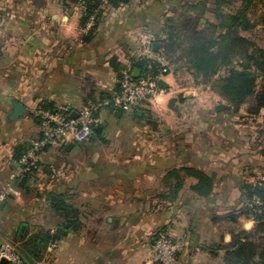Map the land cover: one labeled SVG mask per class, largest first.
I'll return each instance as SVG.
<instances>
[{
    "label": "crops",
    "instance_id": "crops-1",
    "mask_svg": "<svg viewBox=\"0 0 264 264\" xmlns=\"http://www.w3.org/2000/svg\"><path fill=\"white\" fill-rule=\"evenodd\" d=\"M196 1L123 0L83 27L79 0H0V190L10 186L12 195L0 204V242L26 240L28 222L54 218L51 257L35 264H150L158 229L184 244L174 264H223L215 245L230 240V228L254 225L251 217L234 223L227 216L239 213L247 184L264 181V120L251 124L260 113L239 120L219 102L201 107L194 102L199 87L181 84L172 65L154 96L129 109L101 105L116 86L111 58L126 70L133 59H159L154 50L162 45L152 44H161L164 20ZM12 100L30 112L7 123ZM42 102L74 114L98 103V122L87 140L47 147L14 188L13 150L37 137ZM184 167L214 176L210 195L194 193L197 179L183 171L180 190L170 195L175 180L166 175ZM60 192L67 210L48 199L51 193L59 200Z\"/></svg>",
    "mask_w": 264,
    "mask_h": 264
},
{
    "label": "trees",
    "instance_id": "trees-1",
    "mask_svg": "<svg viewBox=\"0 0 264 264\" xmlns=\"http://www.w3.org/2000/svg\"><path fill=\"white\" fill-rule=\"evenodd\" d=\"M255 1L260 0H198L182 4L166 17L162 33L156 40L161 43L162 50L154 52L167 63L162 64L157 57H139L132 60L127 71L132 73L134 67L138 68L139 74L135 78L149 73L159 86L160 76L169 71L168 66L175 67L181 63V66L174 68L175 71L186 67L195 78H200L203 84L209 85L213 92L238 110L254 94L257 80L264 79V47H259L242 34L258 24L264 27V13L254 20L249 15V9ZM122 2L123 0H79L84 6L81 25L85 27L90 16H99L104 7H117ZM236 3L239 5L235 6ZM208 11L212 13L213 20L205 17ZM202 19H205L204 23ZM94 26L95 24L89 28L85 38H89ZM110 63L116 72L117 86L126 69L115 58H111ZM163 68L166 71H162ZM254 99V105L247 110L251 116L264 109V91H259ZM39 109L55 110L56 107L52 103L42 102ZM27 147L24 144L14 147L15 162ZM34 171L35 169L30 173ZM178 171L197 179L191 187L194 193L201 197L210 195L214 176L196 168L184 167L166 175L175 180L171 196L175 197L182 185ZM244 192L246 201L240 206L239 213L229 214L227 218L233 221L239 215L251 217L254 225L250 230L237 226L230 228V240H221L215 245L223 251V264H264V181L247 184ZM67 206L62 198L53 202L56 210H67ZM48 238L53 237L48 234L45 238L35 239L45 244Z\"/></svg>",
    "mask_w": 264,
    "mask_h": 264
},
{
    "label": "built area",
    "instance_id": "built-area-1",
    "mask_svg": "<svg viewBox=\"0 0 264 264\" xmlns=\"http://www.w3.org/2000/svg\"><path fill=\"white\" fill-rule=\"evenodd\" d=\"M162 71H166L165 68ZM158 92V85L151 74L135 78L133 72L123 71L117 86L101 105L129 109L139 101L148 99ZM99 106H85L75 114L69 107L55 110H43L39 117V133L16 161V171L11 173V180H19L21 175L30 173L38 167L40 155L49 146L87 140L98 122L96 113ZM11 187L0 190V204L7 198ZM1 223V218H0ZM183 242L173 238L167 231L158 229L154 232L149 255L150 264H174ZM28 264L21 251L11 242H0V264Z\"/></svg>",
    "mask_w": 264,
    "mask_h": 264
},
{
    "label": "rangeland",
    "instance_id": "rangeland-1",
    "mask_svg": "<svg viewBox=\"0 0 264 264\" xmlns=\"http://www.w3.org/2000/svg\"><path fill=\"white\" fill-rule=\"evenodd\" d=\"M209 5H211V4H209ZM238 5H239V3L235 4V6H238ZM262 13H264V0L255 1L249 9L250 17L254 20L257 18V16H259ZM205 17L209 20H213V15L210 11H208L206 13ZM202 20H204V22H205V19H202ZM204 22L202 21V23H204ZM242 34L246 37H249L259 47H262V48L264 47V27L262 25L258 24L253 29L246 31V32H242ZM176 66L177 67L181 66V63L179 65H176ZM175 67L172 66V69L174 70ZM175 72L179 75L178 77L180 78V83L183 84L185 87H192V86L199 87V92H198L199 93L198 94L199 99L194 100V102L203 103L201 105V107H204V108L213 107L214 104L219 102V103L227 106L226 108H229L233 113H239L240 114L238 116L239 120L242 119V117H246V116L249 117L250 119H251V117H253L247 113V110H248V108H250L254 105L255 95L261 90L264 91V79L260 78L257 80L256 86L254 88V94H252L250 97H248L246 100V103L241 105L238 110H235L224 99H222L215 92H213L210 89L209 85L203 84L201 82L200 78H195L193 76V74L191 73V71H189L186 67H184V66L180 67ZM206 87H208L209 90L206 89ZM187 90H189V88H187ZM198 95L196 94L195 97L197 98ZM179 100L181 103H185V104L186 103L188 104L190 102L188 97H179ZM88 106H98V103L88 105ZM98 109H99V107H98ZM259 113H260V115L257 116V119L251 120V124L255 123V122L261 123L264 120V109L261 110V112H259ZM204 120H205V118H204ZM171 124H173L174 126L176 125L177 128L181 127V124L178 122H176V123L171 122ZM203 124H204V122H202V125ZM203 126H205V125H203ZM207 136H209L211 138V135H209V133H207ZM24 145L27 146L26 144H24ZM17 182H18V180H16V181L14 180V182H13L14 188L17 186L16 185ZM14 194H16V193H14ZM243 194L245 195V192H243ZM9 196H12L11 190H10V193H8L7 197H9ZM18 196H20V195L19 194L15 195V197H18ZM59 196L66 203L65 200L68 199L66 196V192H60ZM15 197L13 196V198H15ZM238 210H239V208H238ZM66 214H67V212H66ZM68 214H72V213L70 211H68ZM56 223L57 222L54 220V218H49V220H47V221L44 220L42 223L30 221V222H28V228H29V231L31 232V235L29 237H27L26 240L18 237V238H14V239L12 238L9 242L14 244L21 251V253L26 258V261L28 262V264H35L38 261L47 262V261H49V259L51 257V252L53 250L52 249L53 248L52 247L53 239L56 236L54 232H53L54 234L51 235L50 230L53 231ZM48 234L51 235L53 238H51V239L48 238L47 241H45V244L41 243L38 240L36 241V239H35L36 237L45 238Z\"/></svg>",
    "mask_w": 264,
    "mask_h": 264
},
{
    "label": "water",
    "instance_id": "water-1",
    "mask_svg": "<svg viewBox=\"0 0 264 264\" xmlns=\"http://www.w3.org/2000/svg\"><path fill=\"white\" fill-rule=\"evenodd\" d=\"M204 22V20H202ZM161 44L159 43H153L152 47L154 48H158L160 47ZM139 74V69L138 68H134L133 69V75L134 76H138ZM227 106H225L224 104H218L217 108H226ZM30 110L28 108H26L25 105H23L22 103H20L17 100H12L11 101V107L10 110L8 112V114L6 115V122L10 123V122H14L20 118H22L26 113H29ZM139 113V112H138ZM100 126H96L95 130H100ZM68 148V147H67ZM25 179V177L23 176L21 178V182H23ZM48 199L50 200V202H55L57 200V196H55L54 194H49L48 195ZM69 226V223H66L64 227H57L56 228V232L59 233H64L65 232V228ZM2 264H5L6 261L4 259L1 260Z\"/></svg>",
    "mask_w": 264,
    "mask_h": 264
}]
</instances>
